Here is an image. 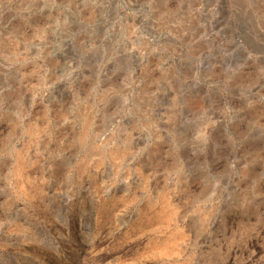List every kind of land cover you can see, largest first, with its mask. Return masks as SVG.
Returning a JSON list of instances; mask_svg holds the SVG:
<instances>
[{"label":"rangeland","instance_id":"1","mask_svg":"<svg viewBox=\"0 0 264 264\" xmlns=\"http://www.w3.org/2000/svg\"><path fill=\"white\" fill-rule=\"evenodd\" d=\"M0 264H264V0H0Z\"/></svg>","mask_w":264,"mask_h":264},{"label":"bare ground","instance_id":"2","mask_svg":"<svg viewBox=\"0 0 264 264\" xmlns=\"http://www.w3.org/2000/svg\"><path fill=\"white\" fill-rule=\"evenodd\" d=\"M238 1H240V0H238ZM3 24V23H2ZM217 63V62H216ZM226 64H224L223 65V68H224V66H225ZM183 73L182 72H180V75H182ZM260 93V92H259ZM232 99H234V97H232ZM239 100H245V97L243 96V95H241L240 97H239ZM259 101V100H258ZM250 104V103H249ZM249 128L250 126L249 125H247L246 124V128ZM253 128V127H252ZM207 131V130H206ZM251 131H253V130H251ZM251 131H248L249 133H251ZM261 135H262V133L259 135V137L261 138ZM237 136V135H236Z\"/></svg>","mask_w":264,"mask_h":264}]
</instances>
